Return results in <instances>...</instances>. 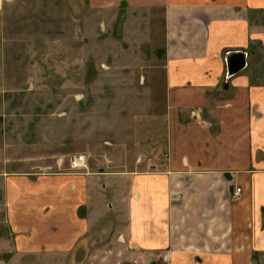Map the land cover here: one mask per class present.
<instances>
[{
  "label": "crops",
  "instance_id": "1",
  "mask_svg": "<svg viewBox=\"0 0 264 264\" xmlns=\"http://www.w3.org/2000/svg\"><path fill=\"white\" fill-rule=\"evenodd\" d=\"M86 1L123 17L135 54L162 27L163 102L154 87L142 100L139 85L112 89L152 115L137 120L136 153L130 136L103 156L79 139L62 150L69 139L48 136L80 124L40 108L23 124L40 143L20 155V122L4 117L0 264H264V0Z\"/></svg>",
  "mask_w": 264,
  "mask_h": 264
},
{
  "label": "rangeland",
  "instance_id": "2",
  "mask_svg": "<svg viewBox=\"0 0 264 264\" xmlns=\"http://www.w3.org/2000/svg\"><path fill=\"white\" fill-rule=\"evenodd\" d=\"M102 10H92L86 0L4 2L0 10V79L5 80H0V123L4 117L20 122L12 137L20 155L40 143L34 131L23 124L41 110L47 121L67 123V117L74 116L81 126L65 132L58 128L48 136L49 143L59 144L64 134L69 140L62 150H71L72 141L79 139V152L87 154L91 149L92 154L103 156L108 143L115 142L119 149L126 136L133 138L134 145L137 120L144 115L152 117L138 113L136 99L123 107L122 99L112 90L115 85L126 91H138L139 85L141 100L154 87L157 98L152 99L163 102L162 27L156 30L154 26L157 36L135 54L122 38L123 17L109 16L113 11L104 16ZM116 20L117 32H107L104 23ZM127 105H132L133 111H127ZM44 149L57 152L51 145ZM136 149L134 145V153Z\"/></svg>",
  "mask_w": 264,
  "mask_h": 264
},
{
  "label": "water",
  "instance_id": "3",
  "mask_svg": "<svg viewBox=\"0 0 264 264\" xmlns=\"http://www.w3.org/2000/svg\"><path fill=\"white\" fill-rule=\"evenodd\" d=\"M237 63L241 64L238 68H237V64L236 63H232V61L230 59L228 60V69H229V75L230 76H233V75L237 74L241 69L244 68L245 59H244L243 55H241V59L239 61H237Z\"/></svg>",
  "mask_w": 264,
  "mask_h": 264
},
{
  "label": "built area",
  "instance_id": "4",
  "mask_svg": "<svg viewBox=\"0 0 264 264\" xmlns=\"http://www.w3.org/2000/svg\"><path fill=\"white\" fill-rule=\"evenodd\" d=\"M240 193H241V189L237 188L235 193H234V197L235 198H239L240 197ZM2 206L1 201H0V207Z\"/></svg>",
  "mask_w": 264,
  "mask_h": 264
},
{
  "label": "trees",
  "instance_id": "5",
  "mask_svg": "<svg viewBox=\"0 0 264 264\" xmlns=\"http://www.w3.org/2000/svg\"><path fill=\"white\" fill-rule=\"evenodd\" d=\"M165 52V51H164Z\"/></svg>",
  "mask_w": 264,
  "mask_h": 264
}]
</instances>
